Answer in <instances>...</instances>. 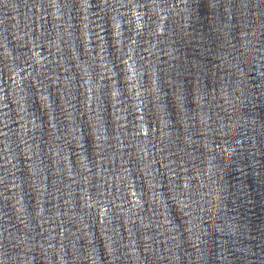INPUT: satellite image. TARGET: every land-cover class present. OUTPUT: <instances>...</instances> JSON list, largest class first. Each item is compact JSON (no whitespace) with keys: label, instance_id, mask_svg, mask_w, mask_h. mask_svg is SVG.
I'll use <instances>...</instances> for the list:
<instances>
[{"label":"water","instance_id":"obj_1","mask_svg":"<svg viewBox=\"0 0 264 264\" xmlns=\"http://www.w3.org/2000/svg\"><path fill=\"white\" fill-rule=\"evenodd\" d=\"M0 264H264V0H0Z\"/></svg>","mask_w":264,"mask_h":264}]
</instances>
